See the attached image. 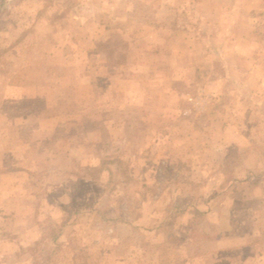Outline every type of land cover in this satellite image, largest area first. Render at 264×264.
I'll return each mask as SVG.
<instances>
[{"label":"rangeland","instance_id":"obj_1","mask_svg":"<svg viewBox=\"0 0 264 264\" xmlns=\"http://www.w3.org/2000/svg\"><path fill=\"white\" fill-rule=\"evenodd\" d=\"M19 140L61 154L0 239L63 229L22 264H264V0H0V169Z\"/></svg>","mask_w":264,"mask_h":264},{"label":"crops","instance_id":"obj_2","mask_svg":"<svg viewBox=\"0 0 264 264\" xmlns=\"http://www.w3.org/2000/svg\"><path fill=\"white\" fill-rule=\"evenodd\" d=\"M4 99H7V97L4 96ZM79 122H81V121H79ZM44 123H45L44 120H42L40 122V124H41L40 128H43V131L45 130V127L42 126ZM57 124L61 125V124H63V122L59 121ZM44 133L47 135V132H44ZM70 136H71L70 134H66L64 137L70 138ZM80 136H82V135H80ZM86 140L87 139L85 138L82 141V143H85L88 145V143H86L87 142ZM18 143H19V145L15 146V148H14L15 150H9L8 152L11 153L12 159L20 162V161L24 160V158H25V160L27 158L22 156L20 153L18 154L17 150L22 151L23 145L27 146V144H25L26 142L23 143L22 140H19ZM85 144H83V146ZM16 145H17V143H16ZM81 147L82 146H80V147H77V146L66 147V149L64 151L65 152L64 153L65 154L64 159H66V161L68 162V165H69L68 168L70 169V171L64 170V171H62L61 174H64V175L70 176V177L71 176H75V177L78 176V174H79L78 170L72 171V172H71V170H73V168L77 169L78 164H79V160L82 159L81 155H75V153L79 154L78 149ZM28 148H29L30 154H32V155H29L28 159L30 160V162L27 165H24L23 162L22 163L20 162V163H17L16 167H13V168L8 167L5 169H3V168L0 169V208L14 210L15 211L14 215H16V211H18V209H22L24 206L28 205V207L33 206L34 208L35 207L37 208L40 206L41 200L37 199L36 196L34 195V192L37 190L38 186L36 187V185L34 184V181H32V180L35 179L34 178L35 176L40 175V174L45 176V178H46L47 174L48 173L50 174V172L48 169L45 172H41V170L44 169L43 165H45V164L50 165V162L52 163V162L57 161L56 156L61 154V152H58L59 154H54L52 152L49 153L48 152L49 150H46V149L44 150V153H43L41 150V152L39 154L40 155V157H39L40 161H38V163H39V165H38L36 162V157H33V153H35V152L32 149V146L30 145ZM85 150L87 152V146H85ZM24 151H26V150H24ZM5 152H7V150L2 151L0 153V155L2 156V154H6ZM21 153H23V152H21ZM87 159H89V158H87ZM89 160H91V159H89ZM84 162H85V160H82V164H84ZM38 166H40V167H38ZM45 178L43 179L44 180L43 183L40 182L43 186H47L48 189H49V187H52V186L57 187L56 183H52V181H50L51 183H48L47 181H45ZM61 186L59 188H56V189L62 190L63 193H67L70 190V189H68L69 188L68 184L61 185ZM34 200L36 201L35 205L33 202ZM45 201L47 202L46 204H45ZM45 201H44L45 206H48V205L53 206V207L55 206V204L52 202V200L50 201V200H48V198H46ZM48 202H49V204H48ZM17 213H19V212H17ZM258 220H260L262 223L264 222V218H260ZM50 222L55 223L56 220L52 218L50 220ZM70 223H71V221L68 219V217L63 219V222H62L63 225L67 226V224H70ZM63 225H62V227L65 228V226H63ZM62 231H63V229H62ZM17 234H18L17 232H14L12 238H9L7 241L0 239V264H22L21 259L25 253L24 251H27L26 249H23L27 246L26 244H28V246L31 244L34 245V244L38 243V241L41 242L40 240L42 238L44 240L50 239V240L56 241V240H59L63 237L62 234H58V237L56 239H52V237H50V236L48 237L47 234H43L39 231H36V232L34 231L31 234V238H29L27 236V233L26 234L21 233L19 236H17ZM33 252H34V250H33ZM259 253H260V251H259ZM260 255H264V253L261 252L259 254V256Z\"/></svg>","mask_w":264,"mask_h":264},{"label":"trees","instance_id":"obj_3","mask_svg":"<svg viewBox=\"0 0 264 264\" xmlns=\"http://www.w3.org/2000/svg\"><path fill=\"white\" fill-rule=\"evenodd\" d=\"M56 229L54 228L53 230H52V233H50V237H52V239H56L57 237H58V230L60 231V230H62L61 228H58L57 229V232L55 231ZM48 237H49V235H48ZM41 242H38L37 243V245H39Z\"/></svg>","mask_w":264,"mask_h":264}]
</instances>
